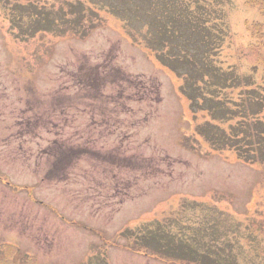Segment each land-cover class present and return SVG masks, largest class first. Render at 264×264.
Segmentation results:
<instances>
[{
    "label": "rangeland",
    "instance_id": "rangeland-1",
    "mask_svg": "<svg viewBox=\"0 0 264 264\" xmlns=\"http://www.w3.org/2000/svg\"><path fill=\"white\" fill-rule=\"evenodd\" d=\"M255 146L264 0H0V264H264Z\"/></svg>",
    "mask_w": 264,
    "mask_h": 264
},
{
    "label": "trees",
    "instance_id": "trees-1",
    "mask_svg": "<svg viewBox=\"0 0 264 264\" xmlns=\"http://www.w3.org/2000/svg\"><path fill=\"white\" fill-rule=\"evenodd\" d=\"M39 14H41V13H39ZM115 16L120 18V15H118L117 13H115ZM189 17H188V19H189ZM202 33L205 34L206 33L205 30H203ZM216 80H214V81H216ZM181 92L189 100H192V101L194 100V102L199 101V99H198L199 97L196 96V93L200 94V90L192 89V87H190L189 83L181 89ZM210 108H212V106ZM36 124H37V122H35V126H36ZM206 134L207 133H204L205 136H206ZM218 134H222L224 136V138H225L224 141L226 143V146H230L231 142L233 143L234 140L239 138L236 136H233L231 138H227L225 136V134H223V133H218ZM218 134H216L215 132L212 133V138H213L212 142L215 144H218L220 142V140H219V142L217 143V138H218L217 135ZM226 146H224V147H226ZM255 147L257 148L256 153H253L252 155H244L241 151H239L240 156L244 157L247 161H251L252 159H257L258 161H261L263 166H264V152H260L258 147L257 146H255ZM161 231H159L158 234L150 236V239H148V237L141 238V244H142L143 248L146 250L162 252L164 257H168V260H171L172 257H175L178 261H184L185 257L189 258L191 256V259H192L193 263H195V264H205V261H209L208 264H219L218 262H221V260L223 259L221 254H220L221 251H223V250H221L219 248L214 249L213 248L214 246L212 247L211 245H207L208 242L203 243V245L200 244L201 246L205 247L204 248L205 250L202 251L201 247H199V249L197 247L196 252L194 254L192 253V255H187L185 252L182 253V251L178 250V249H171V247L169 245L168 235L162 234ZM154 243H156L158 245L154 246ZM163 250H165V251L163 252ZM164 257H162V258H164ZM215 261H218V262H215ZM232 264H237V263L233 262Z\"/></svg>",
    "mask_w": 264,
    "mask_h": 264
}]
</instances>
